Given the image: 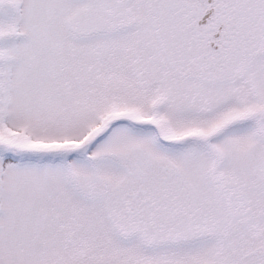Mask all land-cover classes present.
I'll return each mask as SVG.
<instances>
[{
	"label": "snow or ice",
	"instance_id": "6c2138e0",
	"mask_svg": "<svg viewBox=\"0 0 264 264\" xmlns=\"http://www.w3.org/2000/svg\"><path fill=\"white\" fill-rule=\"evenodd\" d=\"M0 264H264V0H0Z\"/></svg>",
	"mask_w": 264,
	"mask_h": 264
}]
</instances>
